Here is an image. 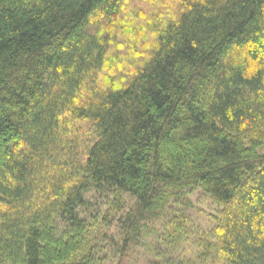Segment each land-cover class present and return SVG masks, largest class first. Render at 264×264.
<instances>
[{"label": "trees", "instance_id": "obj_1", "mask_svg": "<svg viewBox=\"0 0 264 264\" xmlns=\"http://www.w3.org/2000/svg\"><path fill=\"white\" fill-rule=\"evenodd\" d=\"M0 264H264V0H0Z\"/></svg>", "mask_w": 264, "mask_h": 264}, {"label": "rangeland", "instance_id": "obj_2", "mask_svg": "<svg viewBox=\"0 0 264 264\" xmlns=\"http://www.w3.org/2000/svg\"><path fill=\"white\" fill-rule=\"evenodd\" d=\"M96 196H90V200L95 204ZM188 205L187 213L196 226L201 227L203 230H209L213 226L212 216L218 210L215 206L198 188H194L192 192L187 195V201H183L182 205ZM139 252L145 251L146 248H138ZM191 246L189 244L183 245L180 254L182 256H191Z\"/></svg>", "mask_w": 264, "mask_h": 264}]
</instances>
